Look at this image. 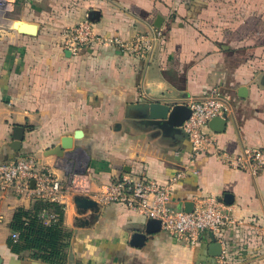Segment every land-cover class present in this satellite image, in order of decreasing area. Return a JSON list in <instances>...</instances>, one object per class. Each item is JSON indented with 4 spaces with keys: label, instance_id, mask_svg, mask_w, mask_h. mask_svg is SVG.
<instances>
[{
    "label": "crops",
    "instance_id": "obj_1",
    "mask_svg": "<svg viewBox=\"0 0 264 264\" xmlns=\"http://www.w3.org/2000/svg\"><path fill=\"white\" fill-rule=\"evenodd\" d=\"M237 4L6 0L0 10V162L31 156L62 181L64 226L72 232L66 264H264V170L254 176L212 155L195 158L183 130L164 137L126 118L130 104L187 105L217 91L227 107V126L224 133L210 127L208 132L221 148L235 156L264 147V0L244 4L251 14L241 23L230 15L240 13V0ZM159 17L161 28L155 26ZM87 18L99 36L129 41L159 29L164 40L146 58L101 45L68 56L63 32ZM17 21L38 25V34L18 32ZM15 126L25 129L20 153L10 146ZM79 130L84 136L75 140L70 157L46 156ZM124 174L163 185L176 178L171 206L180 211L187 202L197 208L232 194V205L221 204L242 224L217 234L224 252L212 257V233L191 246L121 204L78 216V196L96 201ZM32 204L13 192L0 204L1 264H46L29 253H13L9 245L16 210ZM84 220L90 224L82 225ZM139 233L146 236L143 241L135 238Z\"/></svg>",
    "mask_w": 264,
    "mask_h": 264
},
{
    "label": "built area",
    "instance_id": "obj_2",
    "mask_svg": "<svg viewBox=\"0 0 264 264\" xmlns=\"http://www.w3.org/2000/svg\"><path fill=\"white\" fill-rule=\"evenodd\" d=\"M5 3L6 0H0V10L5 8ZM163 40L164 32L159 29L139 34L129 41L119 37L99 36L89 18L63 32V48L73 56L94 45H101L116 47L130 56L146 58ZM187 105L192 115L184 122L182 130L192 146L195 158L212 155L235 170L254 176L263 172L264 147L246 148L241 154L233 156L221 148L214 134L208 132L210 122L224 118L227 112L225 102L217 91L203 99H192ZM176 181L174 178L169 184L163 185L145 175L124 174L101 191L96 201L100 206L121 204L138 211L147 219L160 222L165 232L184 239L191 246L197 245L205 232L216 237L224 228L242 224L232 218L223 204L215 199L203 201L192 213L174 209L171 206V195ZM32 182H35L34 188ZM63 190L64 186L58 176L40 166L31 156L0 162V204L11 192L22 198L63 204ZM47 214V222L57 219L55 214ZM12 238L18 240V234L13 233Z\"/></svg>",
    "mask_w": 264,
    "mask_h": 264
},
{
    "label": "water",
    "instance_id": "obj_3",
    "mask_svg": "<svg viewBox=\"0 0 264 264\" xmlns=\"http://www.w3.org/2000/svg\"><path fill=\"white\" fill-rule=\"evenodd\" d=\"M96 16V15H95ZM97 17V16H96ZM163 19L159 17L156 21L155 26L161 28ZM14 29L20 33L36 36L38 34V25L17 21L14 23ZM68 56L71 55L69 51L66 52ZM243 92L246 93V88H241L240 95L243 97ZM192 115L191 109L188 105H175L171 106L161 101H147L140 102L137 104H130L126 108V118L139 122L146 127H152L157 131V135L162 134L164 137L171 136L172 134L182 133V126L186 120ZM227 126L226 118H216L212 120L209 127L215 133H224ZM84 136V132L79 130L74 134V138L65 137L61 140L60 145L49 149L46 152V156H56L58 158L70 157L71 152L75 149V140H80ZM25 138V129L22 126H15L12 133V142L10 143L11 148L17 153L21 152L22 143ZM32 187H35V182H32ZM219 202L225 205H232L234 202V196L232 194H226ZM75 204L78 210V216L87 215L89 211L98 215L100 212V205L97 201L78 196L75 199ZM195 210V204L187 202L185 204V212L192 213ZM92 219V218H91ZM89 221V220H88ZM84 226L90 224L87 220L82 221ZM157 227L161 228L160 222L156 221ZM83 227V226H82ZM145 235L137 234L136 239L144 240ZM210 254L212 257H220L223 253V246L217 241L216 237L213 238V243L210 245ZM2 260L0 259V264Z\"/></svg>",
    "mask_w": 264,
    "mask_h": 264
},
{
    "label": "trees",
    "instance_id": "obj_4",
    "mask_svg": "<svg viewBox=\"0 0 264 264\" xmlns=\"http://www.w3.org/2000/svg\"><path fill=\"white\" fill-rule=\"evenodd\" d=\"M47 212L55 214L57 219L47 222ZM64 216V204L40 199L33 200L30 209H17L10 223L11 233L18 234V240H13L11 235L12 252L29 253L46 264H66L72 232L64 226Z\"/></svg>",
    "mask_w": 264,
    "mask_h": 264
},
{
    "label": "rangeland",
    "instance_id": "obj_5",
    "mask_svg": "<svg viewBox=\"0 0 264 264\" xmlns=\"http://www.w3.org/2000/svg\"><path fill=\"white\" fill-rule=\"evenodd\" d=\"M214 2H215V4H218V5H220L221 3L223 4V5H232V6H230V7H232V8H235V6H233V5H238L237 4V0H213ZM246 5V4H249L250 6H251V4H252V0H240V13H236V12H234L233 14H230L231 16H236V15H238L239 16V19H240V23L242 22V20L244 21L246 18H247V16H249L251 13H249V12H246V11H244L243 10V5ZM220 17V16H219ZM230 18V17H229ZM237 21L238 20H232V19H230V22L229 23H237ZM155 223V222H154ZM153 223V224H154Z\"/></svg>",
    "mask_w": 264,
    "mask_h": 264
}]
</instances>
